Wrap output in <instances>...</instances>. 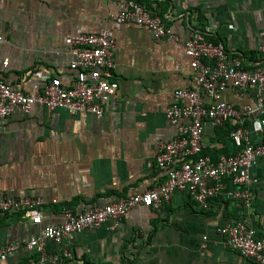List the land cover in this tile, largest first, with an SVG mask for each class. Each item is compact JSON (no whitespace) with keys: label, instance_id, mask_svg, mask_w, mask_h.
<instances>
[{"label":"crops","instance_id":"0c3cea01","mask_svg":"<svg viewBox=\"0 0 264 264\" xmlns=\"http://www.w3.org/2000/svg\"><path fill=\"white\" fill-rule=\"evenodd\" d=\"M140 1L180 39H156L143 25L115 23L117 7L108 0H0V79L23 91L39 90L52 76L68 80L73 72L63 37L108 28L115 38V67L105 73L118 83L100 117L37 105L27 114L0 117V196L43 200L38 224L22 211L0 216V247L18 244L5 264L35 258L27 239L60 223L66 207L103 205L163 180L165 170L155 166V156L160 142L174 135L164 109L175 89L192 86L183 41L194 30L223 45L228 55L243 56L248 68L264 70V55L257 53L264 0ZM222 99L251 104L254 90L241 95L227 87ZM243 125L257 142V116ZM232 128L229 120L218 127L203 123L202 148L212 160L240 149L229 135ZM250 175L255 180L250 209L229 197L241 188L229 176L219 179L206 209L175 189L158 210L136 206L118 222L110 218L77 233L70 244L74 259L64 264H258L228 247L216 231L226 222L246 220L264 240V157ZM60 248L46 242L48 252Z\"/></svg>","mask_w":264,"mask_h":264},{"label":"built area","instance_id":"2783aa9c","mask_svg":"<svg viewBox=\"0 0 264 264\" xmlns=\"http://www.w3.org/2000/svg\"><path fill=\"white\" fill-rule=\"evenodd\" d=\"M108 1L117 7L111 15L115 23L143 25L156 39H180L166 26L163 17L151 12L142 1ZM2 40L0 35V42ZM62 41L70 56L68 67L73 72L72 77L64 80L52 76L36 91H23L0 79L1 118L16 112L27 114L33 105L48 110L63 108L69 113L88 112L95 117L103 115L106 103L118 86L117 81L105 73L115 67L112 31L101 28L96 32L65 36ZM183 46L190 60L192 86L175 89L173 101L164 109L165 118L174 127V135L160 142L155 156V166L165 170L163 180L143 192L103 205L81 210L66 207L60 223L45 225L27 239L26 246L37 254L27 264H64L66 260L74 259L70 244L77 233L86 228H97L110 218L118 222L136 206L158 210L169 201L175 189L184 191L199 208L206 209L210 199L217 195L219 179L224 176L241 186L232 190L229 197L239 206L251 208L253 191L250 186L255 180L250 175V168L264 157V70L248 68L243 56L228 55L223 45L200 30H194L183 41ZM257 53L264 55V31ZM6 63L5 58L3 64ZM227 87L241 95L253 89V102L235 105L225 101L222 93ZM251 115H256L258 120L257 142L248 138L243 125L245 118ZM227 120L233 124L229 134L231 139L241 147L233 154H220L212 160L202 148L203 123L207 121L218 127ZM42 201L40 196H0V216L22 211L31 222L38 224ZM216 231L224 237L228 247L252 262L264 264V240L246 220L226 222ZM47 241L59 244L60 250L48 252ZM17 246V243H9L0 247V264H5L8 252Z\"/></svg>","mask_w":264,"mask_h":264}]
</instances>
